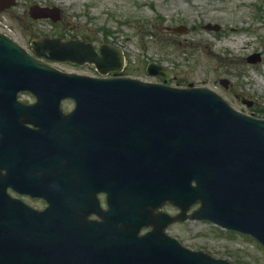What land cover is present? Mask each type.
<instances>
[{
	"label": "water",
	"instance_id": "1",
	"mask_svg": "<svg viewBox=\"0 0 264 264\" xmlns=\"http://www.w3.org/2000/svg\"><path fill=\"white\" fill-rule=\"evenodd\" d=\"M51 12L35 8L33 17L48 18ZM32 49L52 61L93 64L103 76L124 66L122 52L107 45L95 49L84 42L45 38L34 40ZM249 60L256 62L259 56ZM148 73L165 84L171 78V72L155 64ZM221 83L228 86V81ZM21 91L38 97L30 110L39 113L59 112V101L73 98L81 122L82 161L90 166L98 158L112 160L115 177L126 180L127 195L124 205L105 215L102 223L86 221L83 214L78 259H0V264H230L159 234L173 221L188 218L251 235L264 246V121L236 112L208 89L68 75L39 63L0 34V172L7 168L11 173ZM10 179L0 176V184ZM3 193L0 209L9 205ZM166 202L181 213L171 221L164 217L158 233L140 237L141 229L154 219L150 210ZM196 204L200 208L187 217ZM11 218L0 215L1 257L32 251L42 255L44 248L52 252L43 239L41 244L32 239L21 242L7 224ZM69 252L67 248L61 254Z\"/></svg>",
	"mask_w": 264,
	"mask_h": 264
},
{
	"label": "rangeland",
	"instance_id": "2",
	"mask_svg": "<svg viewBox=\"0 0 264 264\" xmlns=\"http://www.w3.org/2000/svg\"><path fill=\"white\" fill-rule=\"evenodd\" d=\"M34 5L58 7L61 21H33L30 8ZM207 24L221 28L207 30ZM179 25L191 30L174 34L172 29ZM0 32L28 51L34 37L106 43L124 51V76L158 83L146 73L147 65L154 62L174 72L168 85L183 88L193 83L211 89L235 109L247 114L258 111L264 118V0H17L16 6L0 14ZM255 53L261 61L248 63L247 57ZM43 62L64 72L88 73V68ZM221 79L230 81L228 89L220 85ZM72 108V103H65L66 111ZM168 234L184 247L232 264H264V249L254 239L209 222L176 224Z\"/></svg>",
	"mask_w": 264,
	"mask_h": 264
},
{
	"label": "flooded vegetation",
	"instance_id": "3",
	"mask_svg": "<svg viewBox=\"0 0 264 264\" xmlns=\"http://www.w3.org/2000/svg\"><path fill=\"white\" fill-rule=\"evenodd\" d=\"M89 71L91 73L95 72L94 69ZM44 119L45 117L34 119L31 115H22L15 119L13 130L19 133L22 130V123L23 131L32 137L31 139L25 138L23 133L18 136L21 149L16 146L19 151L16 153L13 162L15 182L13 186L6 188L7 193L12 199L37 212L47 210L50 204L49 201L58 197L61 208L55 209L52 214H76V208L68 205H70V197L80 189V172L76 168L75 159L74 166L69 167L67 166L70 161L69 158L61 156L63 158L60 160L57 156L50 154V152L59 149L60 133L58 130L60 122H54L53 124L56 126L50 128L46 125ZM30 120L34 122L29 123ZM51 129L55 132L53 140L49 138ZM37 130L39 133L34 132ZM50 141L53 143L52 145L49 144ZM94 173L98 180L104 179V184L101 183L100 185L96 180L92 190L97 194L101 207L106 209L107 196L112 195L115 191L112 164L107 165L105 169L96 167ZM101 187L105 188L106 192H98ZM64 221L66 224L65 217ZM76 224L75 220L74 227H76ZM67 225L71 226V224ZM74 240L76 243V233ZM0 259L16 258L0 257Z\"/></svg>",
	"mask_w": 264,
	"mask_h": 264
},
{
	"label": "bare ground",
	"instance_id": "4",
	"mask_svg": "<svg viewBox=\"0 0 264 264\" xmlns=\"http://www.w3.org/2000/svg\"><path fill=\"white\" fill-rule=\"evenodd\" d=\"M239 42H240V43H243V40H242V39H240V40H239ZM233 46H235V45H233Z\"/></svg>",
	"mask_w": 264,
	"mask_h": 264
}]
</instances>
